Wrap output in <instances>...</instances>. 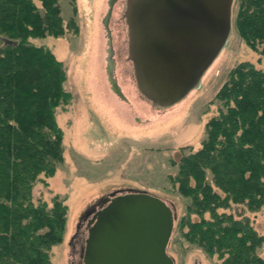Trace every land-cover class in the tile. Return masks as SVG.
Returning a JSON list of instances; mask_svg holds the SVG:
<instances>
[{
	"label": "trees",
	"instance_id": "1",
	"mask_svg": "<svg viewBox=\"0 0 264 264\" xmlns=\"http://www.w3.org/2000/svg\"><path fill=\"white\" fill-rule=\"evenodd\" d=\"M59 1L0 0V264H52L65 237L68 205L35 192L64 162L57 113L73 101L64 63L33 42L75 25ZM236 25L264 58V0H239ZM217 99L201 148L178 163L181 235L218 264H264V236L244 216L264 209V71L242 63Z\"/></svg>",
	"mask_w": 264,
	"mask_h": 264
},
{
	"label": "rangeland",
	"instance_id": "2",
	"mask_svg": "<svg viewBox=\"0 0 264 264\" xmlns=\"http://www.w3.org/2000/svg\"><path fill=\"white\" fill-rule=\"evenodd\" d=\"M59 2L65 25L72 19L75 25L62 37L33 41L64 63L66 87L73 94L68 110L57 113L64 132V162L35 190L48 203L60 199L69 207L64 241L53 249L52 264L83 261L76 238L82 215L120 190L146 192L175 209L168 246L175 264H218L217 255H208L182 237L188 199L180 194L175 178L182 156L199 150L207 138V123L221 105L217 94L232 72L246 62L264 71V58L237 29L239 0H234L229 40L199 87L167 109L154 107L138 90L129 58L127 0ZM237 211L243 214L241 208ZM244 216L264 236V209Z\"/></svg>",
	"mask_w": 264,
	"mask_h": 264
},
{
	"label": "water",
	"instance_id": "3",
	"mask_svg": "<svg viewBox=\"0 0 264 264\" xmlns=\"http://www.w3.org/2000/svg\"><path fill=\"white\" fill-rule=\"evenodd\" d=\"M234 0H127L129 58L137 87L167 109L199 87L226 46ZM7 44H15L6 41ZM177 214L164 200L138 190L101 198L88 221L83 264H175L168 255Z\"/></svg>",
	"mask_w": 264,
	"mask_h": 264
},
{
	"label": "flooded vegetation",
	"instance_id": "4",
	"mask_svg": "<svg viewBox=\"0 0 264 264\" xmlns=\"http://www.w3.org/2000/svg\"><path fill=\"white\" fill-rule=\"evenodd\" d=\"M87 228H88V221L83 222L81 224V226H80V229L78 231V234L76 235V238L80 239L79 240V243H80L81 250L84 249L85 242H86V239L88 237V229ZM78 264H83V261L79 262Z\"/></svg>",
	"mask_w": 264,
	"mask_h": 264
}]
</instances>
